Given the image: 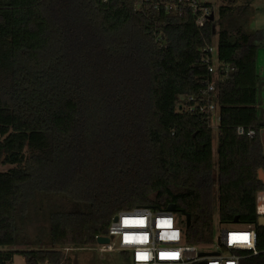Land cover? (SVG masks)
<instances>
[{"label":"trees","instance_id":"obj_1","mask_svg":"<svg viewBox=\"0 0 264 264\" xmlns=\"http://www.w3.org/2000/svg\"><path fill=\"white\" fill-rule=\"evenodd\" d=\"M135 2L0 0V108L11 138L0 137V165H11L0 171V246L10 247L0 264L16 253L25 264H77L67 247L96 244L116 213L136 206L174 204L186 241L208 243L215 201L220 224L238 216L253 226L259 254L244 262L262 264L260 32L218 24V58L232 70L217 83L214 158L207 117L179 109L208 79L201 49L214 21L198 26L190 7ZM244 8L228 0L218 18ZM239 125L255 135H237Z\"/></svg>","mask_w":264,"mask_h":264},{"label":"built area","instance_id":"obj_2","mask_svg":"<svg viewBox=\"0 0 264 264\" xmlns=\"http://www.w3.org/2000/svg\"><path fill=\"white\" fill-rule=\"evenodd\" d=\"M204 3L199 4V0H136L135 8H163L166 12L180 14L182 8L190 7L196 15V24L201 26L213 11L212 7ZM201 51L208 79L198 95L180 97L179 109L205 115L210 128L218 130L220 106L217 100V83L219 77L227 75L232 68L219 60L218 50L216 48L214 51L213 43ZM262 133L264 148V127L261 138ZM236 134L253 137L255 129L239 125L236 127ZM256 211L259 216L264 215V187L258 192ZM100 236L108 238V242L98 243L100 250L116 249L127 253L131 264H201V261H204L203 264H245V259L259 254L256 249V233L250 224H226L214 238L216 249L207 252L200 248L207 243L186 241L184 228L177 222L173 211L148 206L119 211L111 219L107 232ZM212 241L213 235L208 243Z\"/></svg>","mask_w":264,"mask_h":264},{"label":"rangeland","instance_id":"obj_3","mask_svg":"<svg viewBox=\"0 0 264 264\" xmlns=\"http://www.w3.org/2000/svg\"><path fill=\"white\" fill-rule=\"evenodd\" d=\"M202 2H209L214 12V33L212 37V43L214 51L217 48V33L219 28V22L226 27L234 24H244L248 30L260 31V39L258 41L259 49L257 56V65L261 77L264 79V0H238L240 5H244L245 8L239 14H233L230 18L219 19L218 8L220 5L225 4L228 0H199V4ZM247 23V24H246ZM264 107V102L262 104ZM213 132V156L216 158L217 147V128H212ZM0 137L4 140L11 141L10 129L8 128V118L4 114L2 108H0ZM30 139H27L29 142ZM23 149L27 152L28 146H24ZM11 165L3 163L0 165V171H5L10 168ZM226 224H220L218 220V207L217 202H214L213 207V241L207 244H203L200 248L204 251L211 252L217 247L215 237L219 231L225 227ZM99 244L89 246H69L66 248L68 256L73 260L76 258L77 264H131L130 255L121 252L119 250H100ZM65 249V248H64ZM10 250L8 246H0V251ZM13 264H25L24 257L21 254L16 253L13 256ZM49 264V263H43ZM70 264H73L72 262Z\"/></svg>","mask_w":264,"mask_h":264},{"label":"water","instance_id":"obj_4","mask_svg":"<svg viewBox=\"0 0 264 264\" xmlns=\"http://www.w3.org/2000/svg\"><path fill=\"white\" fill-rule=\"evenodd\" d=\"M209 20H213L214 19V12L212 11L209 16H208ZM262 140H263V133H262ZM258 178L264 183V171L262 169H260L258 171ZM167 209L169 211H174L175 209V206L174 204H170ZM190 221H191V218H190V215L189 214H186V225L189 226L190 225ZM258 224L260 226H264V215H261L258 217ZM232 223H239L238 221V216H235L232 220ZM97 243H106L108 242V238L105 237V236H99L97 239H96ZM203 254V252L201 253ZM204 261H201V264H203Z\"/></svg>","mask_w":264,"mask_h":264},{"label":"crops","instance_id":"obj_5","mask_svg":"<svg viewBox=\"0 0 264 264\" xmlns=\"http://www.w3.org/2000/svg\"><path fill=\"white\" fill-rule=\"evenodd\" d=\"M241 1V0H240ZM259 31V30H258ZM260 32V31H259Z\"/></svg>","mask_w":264,"mask_h":264}]
</instances>
